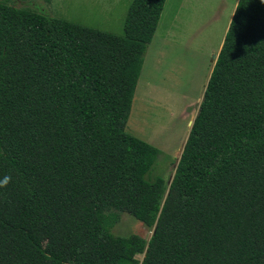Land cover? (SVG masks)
<instances>
[{"label":"trees","instance_id":"trees-1","mask_svg":"<svg viewBox=\"0 0 264 264\" xmlns=\"http://www.w3.org/2000/svg\"><path fill=\"white\" fill-rule=\"evenodd\" d=\"M165 2L122 36L0 3V264H264V0L237 1L169 186L125 132Z\"/></svg>","mask_w":264,"mask_h":264},{"label":"rangeland","instance_id":"rangeland-1","mask_svg":"<svg viewBox=\"0 0 264 264\" xmlns=\"http://www.w3.org/2000/svg\"><path fill=\"white\" fill-rule=\"evenodd\" d=\"M132 0H0L10 7L123 35V21ZM238 0H166L156 31L147 46L125 132L158 150L145 175L169 186L189 124L202 94ZM114 236L152 230L127 213L110 230ZM142 255L129 264H140Z\"/></svg>","mask_w":264,"mask_h":264},{"label":"water","instance_id":"water-1","mask_svg":"<svg viewBox=\"0 0 264 264\" xmlns=\"http://www.w3.org/2000/svg\"><path fill=\"white\" fill-rule=\"evenodd\" d=\"M216 58H217V55H216V56L213 55L212 60L214 61V63H215V61H216ZM191 125H192V122H190L189 127H191Z\"/></svg>","mask_w":264,"mask_h":264},{"label":"crops","instance_id":"crops-1","mask_svg":"<svg viewBox=\"0 0 264 264\" xmlns=\"http://www.w3.org/2000/svg\"><path fill=\"white\" fill-rule=\"evenodd\" d=\"M189 129H190V127H189ZM188 132H189V130H188ZM187 136H188V134H187ZM187 138V137H186ZM185 141H186V139H185Z\"/></svg>","mask_w":264,"mask_h":264}]
</instances>
